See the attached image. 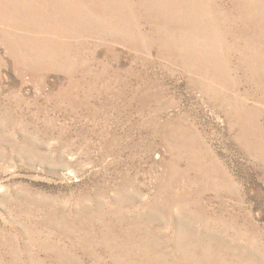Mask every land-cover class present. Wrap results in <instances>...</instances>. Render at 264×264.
Returning a JSON list of instances; mask_svg holds the SVG:
<instances>
[{
  "label": "rangeland",
  "instance_id": "obj_1",
  "mask_svg": "<svg viewBox=\"0 0 264 264\" xmlns=\"http://www.w3.org/2000/svg\"><path fill=\"white\" fill-rule=\"evenodd\" d=\"M178 1L159 0L154 4L169 7L154 9L162 12L161 25L163 13L170 14V27L160 30L185 42L178 44L185 45L181 57L166 53L156 34L146 38L144 12L150 11L137 0L128 11L143 34L134 48L126 33L118 42L114 32L88 35L77 24L72 31L82 35L70 40L74 51L26 52L24 40L33 48L44 36L32 29V19L17 24L6 16L0 23V264H197V254L211 250L229 264L235 258L264 264V92L244 85L242 75L253 78L246 68L234 71L249 49L261 51L238 42L236 25L217 17L211 1L183 7ZM51 39L57 46L66 41ZM197 64L205 79L194 71ZM215 75L230 83L209 97L201 85L188 84L211 86L207 78ZM146 76L162 86L153 84V100L175 106L158 126L146 123L156 108H103L101 102L120 94L119 104L142 101L137 92L146 91ZM224 98L234 103L231 120ZM179 115L188 129L183 149L166 145L160 132L166 118ZM179 149L192 154L207 180L188 181L195 194L172 201L169 187L178 194L184 186L169 176L170 150ZM243 248L253 252L248 260Z\"/></svg>",
  "mask_w": 264,
  "mask_h": 264
},
{
  "label": "bare ground",
  "instance_id": "obj_2",
  "mask_svg": "<svg viewBox=\"0 0 264 264\" xmlns=\"http://www.w3.org/2000/svg\"><path fill=\"white\" fill-rule=\"evenodd\" d=\"M158 1L159 0H137V2L139 3L138 4L139 6H144L150 11V12H144V19L146 21L145 27L147 28V31L145 32V34L148 35L146 38L152 39L153 35L156 34L159 40L164 43L163 50L166 53H170L171 55H177L178 57H181L182 54L179 53L178 50L180 51L184 50L185 45H178V44L183 41L173 39V37L167 38L164 35V33L160 30V29H168L170 27L169 23L167 22V17H170L169 16L170 14H168L167 11L163 13L165 14V17L162 19L164 20L165 24L161 25L159 24V21H160V18L162 17V12L158 9L157 10L154 9V6L155 7L162 6L164 7V9H166L167 7H169L170 3L166 2V4H164L160 2L162 3L161 6L159 4H154L155 2H158ZM210 1L214 4L216 8L214 13L217 17L223 16V17H227L228 19L230 18V20L236 25L235 29H237V35L236 33L235 35L238 38V42H243L246 44L247 47H255V48H258L259 51H261L260 53H257L249 49L247 51L248 53L247 57H240L239 59L236 60V65H234V71L239 72L243 70L244 68H246L251 74H253V78L251 80H248L242 75L241 80L244 81L243 82L244 85L246 84L252 87L253 90L257 93H260V92L263 93L264 92V0H222V1L221 0H179L178 3L180 4L181 7H183L184 4H188V3H193V4H197L198 6H200ZM0 4L5 6L3 8V6L1 7L0 5L1 13H2L0 14V23L2 24L6 23L5 22L6 16L14 20L17 24L25 22L28 18H30L32 19V29L36 33L44 34V36L37 37V40H35V42L30 43L33 46V48L28 47V44L23 39L24 40V50L26 52H30L33 50L39 54L41 52H44L43 54L50 53V52L56 53V52L62 51V48L66 49L65 51H69V50L74 51L76 48L73 47L70 40L77 35H82V34L74 33L72 31V29L76 28L75 26L77 24L79 26H82L85 29V30L82 29V31L87 33L88 35H89V32L87 31H95L101 34H107L109 31L114 32L116 33L115 39L118 42L123 40V38L125 37L124 33H126L127 36L131 37L130 43L132 44L131 46L132 48L137 47L139 45L136 42L139 39V37L143 36V34L137 31L136 28L132 24V17L130 16L131 13H129L130 12L129 10L130 0H0ZM166 14L168 16H166ZM197 18H200L198 14H197ZM233 31L234 30H230V32H233ZM47 34L49 36H46ZM51 36H54L55 38L62 37L66 39V41H64L61 46H57L56 42H54V40L51 39ZM125 40H128V38H126ZM82 48H83V51L88 50V47L86 45H82ZM9 49L11 50L12 48H9ZM236 52L241 53L240 50H237ZM107 53H108V49L105 48L104 52H101V55H103V57L106 58L108 55ZM184 53L185 54L187 53V46H186V52ZM95 54L96 53H91L93 57ZM110 55L113 57H117L116 55H113V53H111ZM97 64L101 65L103 64V62H97ZM210 68L213 69L212 65L210 66ZM194 71L200 76V78L202 79L206 78L204 76L207 75V72L200 65L197 64ZM67 78L69 82L68 87H71V85L74 82L73 78L69 76L68 74H67ZM136 79L137 81H139V80H143L144 78L136 77ZM207 79L210 81L211 86L204 85L200 82L194 81V79L192 80L189 79L188 84L191 87H197L198 84L201 85L203 87V89L201 90L207 97H209L215 92L214 89H216L219 86H225L228 88L229 83H230L226 80H222L216 75L211 76V78H207ZM146 80H147L146 82L148 83V87L146 88V91L140 92V93L137 92L138 95L141 94L142 97H144L142 101L141 100L139 102L129 101L128 103L119 104L118 100H120L119 98L123 95V94L122 95L120 94L116 96L115 101H111V99H106V100L104 99L105 101L103 103L101 102V104H105L103 108L106 109L108 106H111L116 109H119L120 107L122 109H129V110L135 109L138 112H141V110L151 112L153 108H156L158 114L157 113L155 114V112L153 111L155 114V117L153 116L149 117L146 123L148 125L150 124V125L158 126L157 123L160 119L164 118L163 114L166 113V109L169 110L174 105H172L173 103L172 104H168V103L161 104L160 100L157 102L154 101L153 98L155 97H154V94L151 93V90H152L154 83L157 86H159L160 83L153 82V80L149 79L148 76H146ZM121 81H124V80H122L121 78ZM159 87L161 88L162 86H159ZM159 87L156 91L159 90ZM231 91L233 92V90ZM155 95L161 97L160 94H155ZM85 101L86 103L89 102L88 99ZM69 102H72V100H69ZM152 102H153V105H152ZM132 103L136 104V106L134 107V104ZM224 103L227 108L225 116L226 118L231 120L235 112L234 103L230 98H224ZM75 109H76V105H74L73 110ZM243 110L245 111L244 108ZM237 112L238 114H240L242 113V110L240 108H237ZM166 119L168 120H166L165 124L162 127L163 131H160L162 133L163 142L168 146H171L169 143L172 142L176 144L175 146L181 148V145H179V143H181L182 141L186 142L185 136L188 133V129L185 128L183 125L184 116L179 115L173 119H169V117ZM159 130H160L159 128H156L155 131H159ZM113 142H115V144H118L119 143L118 138H114ZM172 151L173 150H170V156H173L171 157L173 161L170 162V165H171V168H173V171L175 173L169 171V176L174 177L173 179L171 178L172 179L171 181L172 183L175 182L178 188H179V184H183L184 186L182 189H180L178 194L171 190L172 186L169 187L168 195H166V197L172 201H175V200L179 201L181 199L191 197L195 194V191H193V188H192V186L195 185L196 183L195 180L202 179L205 181L207 180V177H206V173L203 172L201 168H199L196 160L194 162L191 153H188L186 151L183 152V151H180L179 149L177 151L178 154H173ZM192 172L194 174H192ZM190 174L193 175V178L190 177ZM180 179H188V180L180 181ZM188 181H190V184L192 186L187 183ZM170 190L172 193L170 192ZM133 200H134V197H133ZM144 209L145 208H143L142 210ZM118 219L119 220L117 221L120 223L126 221L124 218L120 216L118 217ZM176 230H179V229H176ZM86 231L88 232V228L86 229ZM85 235H90V232L84 234V236ZM72 239L74 240V238ZM190 240L191 239H188L187 242L190 243ZM187 242H184V243H187ZM201 242H202L201 238H199L197 242L194 241V243L196 244H200ZM74 243L76 242L74 241ZM242 253L245 256V260H248V258L253 252L252 250H250V248H243ZM197 255L199 256V260L197 264H202V262H205L206 264H229L225 256H218V254L214 250L213 251L211 250L210 253L207 252L206 255H203L202 253H198ZM167 256H171V255H169L167 252L164 258ZM235 259L231 260L232 264H243L241 261H238ZM163 261L160 264H163ZM156 264H159V263L157 262Z\"/></svg>",
  "mask_w": 264,
  "mask_h": 264
}]
</instances>
